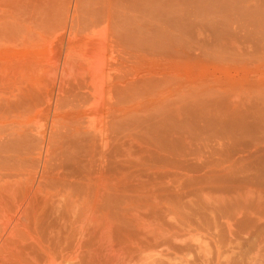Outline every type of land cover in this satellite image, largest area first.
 I'll use <instances>...</instances> for the list:
<instances>
[{
  "label": "bare ground",
  "instance_id": "6f19581e",
  "mask_svg": "<svg viewBox=\"0 0 264 264\" xmlns=\"http://www.w3.org/2000/svg\"><path fill=\"white\" fill-rule=\"evenodd\" d=\"M0 2V264H264V0Z\"/></svg>",
  "mask_w": 264,
  "mask_h": 264
},
{
  "label": "rangeland",
  "instance_id": "374dc122",
  "mask_svg": "<svg viewBox=\"0 0 264 264\" xmlns=\"http://www.w3.org/2000/svg\"><path fill=\"white\" fill-rule=\"evenodd\" d=\"M2 3V4H1ZM2 5H3V2H0V13H1V11H2V15L3 14H5L6 12L4 11L5 9H4V7H2ZM220 15V14H219ZM219 15L218 14H216V13H214V14H212V13H210L209 15H204V23H203V25H200V27L199 26H197L196 24L195 25H192L193 23H191V24H189V30H188V32H187V52H188V66H189V71H190V73L191 74H193V75H207V74H216V75H218V74H223V73H231V74H242V75H246V76H248V74L250 75V74H252V67L254 66V64H255V61H253L254 62V64L253 63H251V61H247L248 62V64H249V62L251 63V64H247V63H245L244 62V64H241V67H238V63H234V62H232L233 60H228V59H225L227 56H225L226 54H224V52H221V51H219L220 49H217V48H219L218 47V45L220 44L219 43V39H212V35H211V33L213 34V36H214V34H218L219 35V32H218V29H216L215 28V25L216 24H218V22H219ZM1 16V15H0ZM222 16H220V18H221ZM3 20V21H2ZM2 20H0V23L2 24L3 23V25H5V23H4V21L6 22V20L5 19H3L2 18ZM9 21V20H8ZM2 25V27L3 28H7L8 30L10 29V28H8L9 26H7V27H4ZM11 26V25H10ZM0 27H1V25H0ZM211 27H213V28H211ZM227 27L228 28H230L231 29V27H229V25L227 24ZM228 28H226V27H224V26H222V29H223V31H224V34L226 33V31L225 30H227V33L229 34V30H228ZM2 28H0V34H1V36L2 35H4L5 33H4V29H2ZM8 30H5V31H8ZM7 33V32H6ZM226 33V34H227ZM214 43V47H213V44ZM157 44H159V43H156V45H154V47L156 48V52H159V50L161 49V45L160 46H158ZM218 44V45H217ZM157 46V47H156ZM158 47H160V48H158ZM217 47V48H216ZM155 48H154V50H155ZM158 48V49H157ZM215 49V50H214ZM216 49H217V51H216ZM158 50V51H157ZM223 50V49H222ZM221 52V53H220ZM222 53L224 54V55H222ZM17 54V53H16ZM219 54H221L222 56H220ZM18 55V54H17ZM224 56H225V58H224ZM229 58V57H228ZM239 62V61H238ZM241 63V62H240ZM246 64V65H245ZM260 64V63H259ZM259 64H258V62L256 63V65L254 66V68L256 67H259ZM242 65H245L246 66V68H244L245 70L244 71H242L240 68H242V67H245V66H242ZM252 65V67H250ZM253 68V69H254ZM249 69V70H248ZM255 70V69H254ZM246 71V72H245ZM249 71H251L250 73H248ZM198 98H195V100H196V104H194L195 103V100H192V98H191V102L192 101H194V102H192L193 104H191V102H190V104L191 105H193V106H191V105H189L188 106V111H189V113L188 114H190L191 113V111H193V109L191 108V107H195V105L196 106H199L201 109H203L204 111H205V107H206V109H208V107L211 105V103H209L208 104V102H210V101H207V100H205L204 102L202 101V98L200 99H198ZM210 99V98H209ZM190 101V100H189ZM198 101H201L202 102V106H203V104H205L206 103V105L208 106H206V105H204L205 107H203L202 108V106H200L198 103ZM200 102V103H201ZM198 104V105H197ZM212 106H214V105H212ZM212 106H210L211 108H212ZM199 107H197V109H200ZM209 107V108H210ZM191 108V109H190ZM195 109V108H194ZM203 110H197V112H196V110H194L195 111V115L196 114H198L199 112V114H198V116H200V118L198 117H193L194 115L193 114H191V115H193L192 117H191V115L189 116V117H191L190 119H188L189 120V122L188 123H190V122H192V120H194V122L189 126V124H188V127H190V129H187L188 130V132H189V130L191 131V128H192V130L194 131V128H193V125L194 126H197L199 129L201 128V126H203L202 125V123H204V122H202V123H200V121L201 120H199V119H202V118H204L205 117V115H206V117H207V114H204L203 115ZM193 111V112H194ZM205 113V112H204ZM188 114H187V116H188ZM202 114V115H201ZM203 116V117H202ZM206 117L204 118V119H202L203 121H209V123L211 122V119H213V116H212V114H211V116L210 115H208V117L210 118V117H212L210 120H209V118L207 117V119H206ZM195 118V119H194ZM196 118H197V120L198 121H196ZM43 121L44 120H41V122L43 123ZM38 122V121H37ZM195 122H199V124H200V126H199V124H197V123H195ZM248 122H252L253 123V121L252 120H250L249 121V119H248ZM247 122V123H248ZM208 123V126H205L206 127V129H205V127L203 126V128H204V130L203 129H201L200 130V132L203 134L204 132H206V135H209V136H213V134L215 133V131H217V132H219L220 131V129L221 128H218L217 127V130L216 129H214V128H216V126H213V127H211V126H209L210 124ZM196 124V125H195ZM205 125H207L206 124V122H205ZM249 125V126H248ZM248 125L246 124L245 126L247 127L248 126V128L249 127H251L250 125H251V123H248ZM196 127V128H197ZM207 127L209 128H212V133H213V129L215 130L214 131V133L212 134L211 133V129L209 130V134H207ZM246 127H245V129H246ZM196 128H195V130H196ZM236 129L238 128L237 126L235 127ZM224 129V128H223ZM228 128H226V130H227ZM253 130V128H250V130ZM187 130H186V133H188L187 132ZM243 130H244V128H243ZM248 131V129H246V131H248V132H251V131ZM255 130H257V129H255ZM197 131V132H196ZM196 131H194V132H189L190 134H194L195 132H196V134L198 133L199 134V132H198V130H196ZM221 131H222V129H221ZM220 131V132H221ZM245 131V130H244ZM216 132V133H217ZM219 132V133H220ZM188 133V134H189ZM199 134L200 136L202 135V134ZM218 133V134H219ZM205 134V133H204ZM212 134V135H211ZM259 133L257 132V134H254V135H258ZM206 135H203L202 137H209V136H206ZM190 136V139H191V136H193V135H188V137ZM193 137H195V139L196 140H199L198 139V137L195 135V136H193ZM193 137H192V140H193ZM197 137V138H196ZM199 138H201V137H199ZM250 138H249V136H248V140H249ZM195 141V140H194ZM246 247H248V249L246 248ZM246 251H247V253H245L246 254V256H249V255H252L251 253H253V250H254V248H253V245H246ZM250 247V248H249Z\"/></svg>",
  "mask_w": 264,
  "mask_h": 264
}]
</instances>
